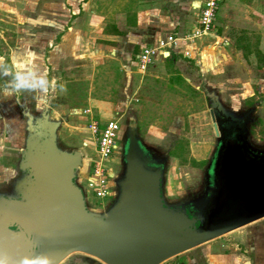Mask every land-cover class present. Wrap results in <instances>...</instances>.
Returning <instances> with one entry per match:
<instances>
[{"label": "rangeland", "instance_id": "rangeland-1", "mask_svg": "<svg viewBox=\"0 0 264 264\" xmlns=\"http://www.w3.org/2000/svg\"><path fill=\"white\" fill-rule=\"evenodd\" d=\"M89 2L0 0V62L7 66L10 57L15 69L18 62L30 59L37 72L46 74L50 83L45 96L26 91L8 97L3 95V87L11 75L5 76L0 70V111L8 101L19 120L17 129L0 127L1 178L16 172L15 177L21 175L19 163L28 136V118L23 110L35 117L46 111L51 119L61 120L59 145L68 150H82L83 165L76 179L85 193L88 208L96 212L107 211L115 201L119 191L116 182L123 174L129 147L127 141L134 139L153 164L162 166L167 203L192 199L196 204L203 200L207 193L206 180L220 146L211 114L214 107L236 118L248 116L244 125L248 144L255 151H264V66L259 58V51L264 53V16L236 3L226 15L224 0L216 20L223 38L220 46L215 43L216 38L207 37L204 43L197 39L193 48L195 58H190L192 52H184L186 59L192 60L187 69L167 71L158 61L146 74L133 73L125 80L118 79L115 89L108 90L103 77L97 76L94 83L76 79L78 76L66 73L65 66L62 72L57 65L53 68L47 59L49 51L68 29L65 25L61 30L60 22L68 18V24H72L76 18L66 7L72 10ZM258 4L263 7L261 0H255V7ZM93 68L98 72V66L92 65L88 67L90 76ZM52 81H55L54 88ZM93 97H103L102 106L92 105L90 98ZM100 111L113 115L102 120L116 119L123 129L113 160L106 162L115 196L103 200L94 197L87 187L97 153L95 137L86 128L92 119L102 118ZM85 141L88 146L83 145ZM262 229L264 218L161 264H264V236H255ZM69 260L92 263L82 252L72 253L61 264Z\"/></svg>", "mask_w": 264, "mask_h": 264}, {"label": "water", "instance_id": "water-1", "mask_svg": "<svg viewBox=\"0 0 264 264\" xmlns=\"http://www.w3.org/2000/svg\"><path fill=\"white\" fill-rule=\"evenodd\" d=\"M215 109L220 146L211 188L194 216L185 206L167 203L163 168L145 156L136 139L129 140L115 201L107 211L90 210L76 179L82 150L61 148V120L23 110L28 136L21 175L13 179L10 199L0 203V257L21 264L26 256L46 255L50 264H61L82 252L95 264H161L264 218V151L250 147L243 123L221 126Z\"/></svg>", "mask_w": 264, "mask_h": 264}, {"label": "crops", "instance_id": "crops-1", "mask_svg": "<svg viewBox=\"0 0 264 264\" xmlns=\"http://www.w3.org/2000/svg\"><path fill=\"white\" fill-rule=\"evenodd\" d=\"M203 1L90 0L89 3L72 10L66 7L70 15L71 11L76 14V18L72 24H68L70 21L68 18H64V21L60 22L61 30L62 28L64 30L62 26L65 25L68 26V29L62 34L61 41L49 51L48 62L53 65V68H56V65L59 66L62 72L65 66L66 73L78 76L76 79L91 80L94 83L97 76L103 77L108 90L115 89L118 79L125 80L133 73L146 74L152 65L158 61H160L161 68H165L167 71H172L171 68H175V72H180V70L187 69L188 64L192 62V60L186 59L185 51L192 52L190 58H195L193 48L197 39H201L199 41L204 43L203 40L209 39L207 37L216 38L215 43L219 46L223 39L218 28L214 34L196 39L190 38L196 26ZM225 1L223 7L226 15L229 14L233 4L236 3L264 16V12L261 11L264 10L263 0H261V6H263L261 8L259 4L255 7V0ZM169 34H173L178 38L176 45L169 50L170 53L159 52L148 70L141 71L137 56L142 48L148 45H158ZM105 58L108 59L105 60ZM86 60L92 61L88 62ZM12 64L9 57L7 67L10 72L15 71ZM104 64H107V66ZM92 65L98 66V72L96 73L95 68H93L90 76L88 67ZM85 66L87 67L83 68ZM90 101L92 105L102 106L104 103L103 97L97 99L93 97L90 98ZM109 115L113 116L110 112L100 111V117L102 118L94 120L104 124L109 120H113H102ZM18 122L17 111L7 101L0 111V127L18 128ZM255 236L263 237L264 230H259ZM64 264L95 263L69 260Z\"/></svg>", "mask_w": 264, "mask_h": 264}, {"label": "built area", "instance_id": "built-area-1", "mask_svg": "<svg viewBox=\"0 0 264 264\" xmlns=\"http://www.w3.org/2000/svg\"><path fill=\"white\" fill-rule=\"evenodd\" d=\"M221 2L223 0L203 1L196 26L190 35L191 39L217 32L216 20ZM177 41L178 38L175 35L169 34L156 46H144L137 56L139 69L143 72L147 71L158 53H170L169 50L176 45ZM86 129L95 137L97 153V158L92 161L93 169L88 178L87 187L97 199H108L115 196V193L111 189L109 180L111 173L106 162L113 158V154L118 149L121 125L116 119L109 120L104 124L98 120H91ZM83 145L88 146V141H85Z\"/></svg>", "mask_w": 264, "mask_h": 264}, {"label": "clouds", "instance_id": "clouds-1", "mask_svg": "<svg viewBox=\"0 0 264 264\" xmlns=\"http://www.w3.org/2000/svg\"><path fill=\"white\" fill-rule=\"evenodd\" d=\"M0 70L3 75H11V80L5 83L3 87V95L12 97L14 94L21 92H39L45 96L50 87L49 80L46 74L37 72L31 60L18 62L15 66V71L10 72L9 68L0 62ZM51 87H55V81L51 82ZM0 264H8L6 256L0 257ZM21 264H50V258L46 255L26 256L22 259Z\"/></svg>", "mask_w": 264, "mask_h": 264}, {"label": "flooded vegetation", "instance_id": "flooded-vegetation-1", "mask_svg": "<svg viewBox=\"0 0 264 264\" xmlns=\"http://www.w3.org/2000/svg\"><path fill=\"white\" fill-rule=\"evenodd\" d=\"M215 114H216V117L219 118V120L221 121V126H224L225 128L229 126H231L230 123H233V122H240V123H243L244 125L246 124V122L248 121V116L247 117H241V118H236L234 117L233 115H230L228 113H226V111H224L223 109L217 107V109H215ZM123 130V129H121ZM120 130V136H119V145H120V139H121V135L123 133V131ZM129 143V140L127 141ZM248 142V141H247ZM126 143V145L128 144ZM119 147V146H118ZM212 169V168H211ZM212 172V171H211ZM21 173V171L19 172V174ZM18 174V172H16L15 174L13 175H10L8 177H4V178H1L0 177V203L3 202V198L5 199H10V196L9 194L13 191V179L15 178V176ZM210 184L209 186V189H208V185ZM211 184H212V179H211V174H209V178H207L206 180V186H207V193L209 192L210 188H211ZM207 193H204V196H207ZM3 197V198H2ZM15 197V196H14ZM192 200V199H190ZM185 201V200H182L179 202V201H172V205L174 207H178V206H185L186 209H187V212L190 216H194V213L196 212V209L194 208L198 203L194 204L193 202L191 201ZM200 223H198L199 225ZM13 230H18V226L17 225H12L10 226Z\"/></svg>", "mask_w": 264, "mask_h": 264}, {"label": "trees", "instance_id": "trees-1", "mask_svg": "<svg viewBox=\"0 0 264 264\" xmlns=\"http://www.w3.org/2000/svg\"><path fill=\"white\" fill-rule=\"evenodd\" d=\"M259 58L261 59V63H262L261 65L264 66V53L259 51Z\"/></svg>", "mask_w": 264, "mask_h": 264}]
</instances>
